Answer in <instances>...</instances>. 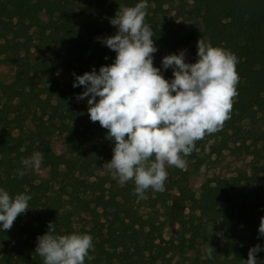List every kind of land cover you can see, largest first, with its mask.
<instances>
[{
    "label": "trees",
    "instance_id": "16d2710c",
    "mask_svg": "<svg viewBox=\"0 0 264 264\" xmlns=\"http://www.w3.org/2000/svg\"><path fill=\"white\" fill-rule=\"evenodd\" d=\"M153 1L147 0L145 23L158 49L154 66L166 79L174 78L173 69H163V57L187 50L186 62L195 63L202 38L239 58V83L223 127L197 141L185 169L167 168L163 191L150 188L140 198L134 181L121 185L103 168L114 143L107 129L77 124L76 97L85 89L73 87L76 76L114 63L116 52L97 37L114 35L110 20L119 7L140 0H0V188L13 198L32 197L29 210L0 231V264H43L35 248L50 222L56 235L93 237L85 264H171L174 255L199 262L200 244L213 247V259L222 249L233 264H246L250 248H264L258 231L264 166L252 174L237 170L207 178L199 193L191 187L228 154H251L250 145L239 142L243 122L264 110V0H191L203 33L162 24ZM51 43L57 50L44 54ZM83 117L90 118L87 106ZM36 151L43 155L45 177L35 170L20 177L21 158ZM169 223L175 228L166 238ZM257 259L264 264V251Z\"/></svg>",
    "mask_w": 264,
    "mask_h": 264
},
{
    "label": "clouds",
    "instance_id": "9594fccd",
    "mask_svg": "<svg viewBox=\"0 0 264 264\" xmlns=\"http://www.w3.org/2000/svg\"><path fill=\"white\" fill-rule=\"evenodd\" d=\"M148 7L147 0L119 7L110 20L117 32L97 37L116 52L114 63L101 66L99 72L93 68L76 76L73 84L84 87L76 99L89 97L90 120L107 129V138L114 143L113 157L103 168L110 170L121 185L134 181V194L140 198L150 188L163 191L166 166L185 169V158L196 150L197 141L223 127L230 118L239 83V58L202 38L197 43L195 63L186 62L187 50L163 57V69H173L174 78L166 79L161 68L154 66L158 49L153 30L145 23ZM42 159L39 151L22 157L19 176L23 177L25 170L39 171ZM31 199L25 193L13 198L0 188V231L13 227L17 217L29 210ZM258 231L264 236V217ZM54 233L50 222L48 231L37 237L35 253L43 258V264H85L86 258L91 259L90 234ZM212 249L209 245V257ZM261 251L264 248L259 244L250 248L246 264H258L257 254Z\"/></svg>",
    "mask_w": 264,
    "mask_h": 264
},
{
    "label": "rangeland",
    "instance_id": "374dc122",
    "mask_svg": "<svg viewBox=\"0 0 264 264\" xmlns=\"http://www.w3.org/2000/svg\"><path fill=\"white\" fill-rule=\"evenodd\" d=\"M153 7L158 9V18L162 24L167 25H178L182 29L196 27L197 30L203 33L204 28L200 23V20L194 16L193 6L191 0H154ZM160 6V9L158 8ZM58 45L56 43H51L49 47H46L44 54H50L56 51ZM62 79L65 76L61 75ZM89 97L80 100L79 106L80 118L78 125L84 126L88 124L92 126L94 132L102 130L103 127L100 126L99 122H92L89 117H83L84 106L88 107L87 100ZM99 98H97L98 100ZM82 129V128H81ZM243 136L240 138L239 144L244 142L246 145H250L251 154L249 156L236 157L228 154V157L224 160L222 165H216L211 169H206L203 174V178L191 183V187L196 193H199L200 186L202 182L207 178H213L218 174H232L237 170H243L249 174H252L255 170L253 168H261L264 166V110L259 112L257 116L252 120H246L242 124ZM19 130H14L13 134L15 137L19 135ZM61 144L56 143V148H60ZM37 152V151H36ZM228 153V151L226 152ZM113 157V149H110L107 162H110ZM167 168L169 166H166ZM40 177H45L47 169L44 165L42 159L41 168L36 171ZM262 174V173H261ZM91 194L88 193L87 197L90 198ZM85 215H81V219L85 218ZM175 228L173 223H169L167 228L164 230V236L169 238ZM209 246L206 244H200V260L195 261L191 255L186 256H176L171 257L169 263L171 264H233L231 259L227 258L224 251L219 249L217 259L209 257L208 255ZM213 253V249H212ZM211 253V254H212Z\"/></svg>",
    "mask_w": 264,
    "mask_h": 264
}]
</instances>
